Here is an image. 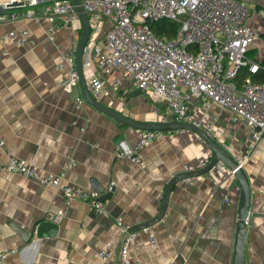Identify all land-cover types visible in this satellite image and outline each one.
I'll return each mask as SVG.
<instances>
[{
    "label": "crops",
    "instance_id": "obj_1",
    "mask_svg": "<svg viewBox=\"0 0 264 264\" xmlns=\"http://www.w3.org/2000/svg\"><path fill=\"white\" fill-rule=\"evenodd\" d=\"M251 7L249 24L259 33L249 55L264 63V0H245ZM44 5L37 9L41 10ZM20 14L24 9L18 8ZM51 22L20 18L0 23V36L28 29L25 45L0 39V161L25 159L41 173L64 172L67 183L87 190L95 184L112 198L102 201L107 215L96 213L89 201L73 200L59 222L55 237L46 234L25 242L19 229L29 231L39 221L52 219L63 207L61 190L23 175L0 172V264H114L97 252L109 245L118 250L123 239L116 220L132 227L154 217L163 202L167 182L176 174L198 169L210 159L208 145L194 131H164L140 152L143 164L121 158L117 149L133 151L142 130L134 129L58 86L66 69L57 68L61 54L76 48L80 29L61 28L53 35ZM86 79L102 76L121 86L103 99L132 117L156 120L150 99L116 69L104 74L97 66L84 70ZM199 118L201 109L192 110ZM215 136L234 155H246L243 167L251 187L244 262L264 264V138L253 141L252 131L230 111L213 107ZM85 128V129H82ZM226 197L229 201H226ZM240 188L235 176L224 173L216 187L206 175L181 180L170 194L164 217L141 230L131 246L138 264H234ZM17 227V228H16Z\"/></svg>",
    "mask_w": 264,
    "mask_h": 264
},
{
    "label": "built area",
    "instance_id": "obj_2",
    "mask_svg": "<svg viewBox=\"0 0 264 264\" xmlns=\"http://www.w3.org/2000/svg\"><path fill=\"white\" fill-rule=\"evenodd\" d=\"M41 5L44 7L38 10ZM82 5L91 24L84 70L97 66L106 75L121 69L150 99L156 120L192 122L215 136V118L210 110L216 106L230 111L234 121H244L252 131L254 143L264 138V64L249 55L259 33L248 22L252 9L245 0H82ZM0 6L5 9L0 14V23L46 17L51 22V35L61 28L81 27L74 0H0ZM18 8L24 12L18 13ZM166 19L176 22V31L173 35L165 31L156 34L151 24ZM29 36L28 29H13L5 31L0 39L20 46L28 42ZM56 66L66 69L58 86L71 91L79 83L76 48L64 51ZM243 69L246 73L240 77ZM87 85L103 101L121 86V80L115 79L111 85L102 76H92L87 79ZM77 100L85 101L83 97ZM197 107L201 109L199 118L192 112ZM160 133L142 130L135 149L118 148V156L143 164L140 151ZM3 145L0 141V146ZM244 157L239 158L240 165ZM209 161H202L198 168L205 167ZM188 170L185 166V171ZM1 171L58 187L63 207L51 220L60 222L76 198L89 201L96 213L107 215L99 200L101 194L67 183L64 172L41 173L36 166L14 155L8 162L0 161ZM224 173L235 176V169L220 160L205 174L183 180L190 182L206 175L218 187L224 182ZM116 224L123 236L119 249L105 245L97 256L105 261L118 257L114 264H138L132 258L131 246L141 230H133L123 218H118ZM7 254L8 251L0 253V262Z\"/></svg>",
    "mask_w": 264,
    "mask_h": 264
},
{
    "label": "water",
    "instance_id": "obj_3",
    "mask_svg": "<svg viewBox=\"0 0 264 264\" xmlns=\"http://www.w3.org/2000/svg\"><path fill=\"white\" fill-rule=\"evenodd\" d=\"M77 11L81 20L80 34L76 46V66L79 75V83L75 85L71 90V97L79 98L83 97L85 101L100 111L110 115L114 119L125 123L126 125L139 130H155L158 132L164 131H177V130H189L196 132L201 139L208 145L212 155L210 157L209 163L202 168L184 171L174 175L168 182L165 188V193L163 197L162 205L158 213L148 219L143 223L134 225L133 230H144L155 223L159 222L165 215L167 208L169 206L170 194L173 188L178 182L188 177H195L203 175L209 171L218 161H223L231 169H235V177L238 181L240 188V203L238 212V222H237V232L235 240V252H234V264H245L244 262V245H245V235L247 228V220L250 215V200H251V187L249 183V178L243 167L240 165L239 158L241 155H234L231 153L224 144L215 136L210 135L205 129L199 127L198 125L188 122V121H159V120H145L138 119L130 116L122 110H119L112 105H109L105 101L97 99L90 91L87 85V79L84 73L83 63H84V53L85 48L88 45V41L91 37V24L89 20V15L82 5V0H74ZM5 9L0 6V14L4 13ZM95 190L101 195L99 197L100 201H105L108 198H112L115 192V187L107 191L103 185L99 183L95 184ZM17 228V227H16ZM60 224L57 221L46 219L39 221L35 224L29 231H24L19 229L21 235L25 242H29L34 236L37 238H43L47 235L50 237H55L58 234Z\"/></svg>",
    "mask_w": 264,
    "mask_h": 264
},
{
    "label": "trees",
    "instance_id": "obj_4",
    "mask_svg": "<svg viewBox=\"0 0 264 264\" xmlns=\"http://www.w3.org/2000/svg\"><path fill=\"white\" fill-rule=\"evenodd\" d=\"M165 20L163 21H160V22H153L151 24L152 28L154 29L155 33L156 34H161L163 31H165L166 33H168L169 35H173V33L176 31V25L175 26H165L163 24ZM164 27H165V30H164ZM168 27V28H167ZM264 64V63H263ZM245 72H246V69H244ZM244 75V74H243ZM242 75V76H243ZM240 76V77H242Z\"/></svg>",
    "mask_w": 264,
    "mask_h": 264
},
{
    "label": "rangeland",
    "instance_id": "obj_5",
    "mask_svg": "<svg viewBox=\"0 0 264 264\" xmlns=\"http://www.w3.org/2000/svg\"><path fill=\"white\" fill-rule=\"evenodd\" d=\"M163 24L165 25V26H175V25H177L176 24V22L174 23V21H171V20H168V19H166L164 22H163ZM246 72H245V70L243 69L242 71H241V73H240V76H242L243 74H245Z\"/></svg>",
    "mask_w": 264,
    "mask_h": 264
}]
</instances>
